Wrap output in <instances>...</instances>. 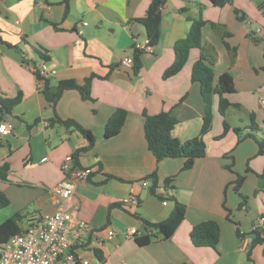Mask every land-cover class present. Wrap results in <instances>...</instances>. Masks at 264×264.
<instances>
[{
	"label": "crops",
	"instance_id": "obj_1",
	"mask_svg": "<svg viewBox=\"0 0 264 264\" xmlns=\"http://www.w3.org/2000/svg\"><path fill=\"white\" fill-rule=\"evenodd\" d=\"M218 1L168 0L159 42L136 74L121 60L146 39L145 26L133 19L144 16L152 0H70L69 6L64 0H0V100L20 98L9 112L0 111V122L14 124L11 133L0 134V168L9 164L0 188L10 199L0 208V225L19 212L25 228L65 207L89 223L91 232L77 252L95 264H264V242L240 248L242 236L255 237L251 226L264 216V0ZM200 15L207 21L202 49L193 48L183 69L165 79L176 43ZM203 53L214 62L216 80L233 75L236 91L225 95L230 106L222 114L215 95L204 157L190 167L185 157L158 161L145 136L144 112L171 111L179 121L171 134L181 141L199 136L205 101L192 70ZM42 63L51 86L63 79L83 84L94 74L92 98L72 88L53 105L35 73ZM119 107L128 110L126 122L107 137L106 123ZM56 116L95 135L75 166L90 174L76 182L68 200L54 186L67 177V157L88 140L73 127L53 124ZM239 176L244 180L237 189ZM177 202L186 206L185 218L171 238L156 236L154 224L168 219ZM208 220L218 222L219 241L196 246L191 230ZM129 227L139 233L127 237ZM146 234L154 235L152 241L140 245L136 237Z\"/></svg>",
	"mask_w": 264,
	"mask_h": 264
},
{
	"label": "trees",
	"instance_id": "obj_2",
	"mask_svg": "<svg viewBox=\"0 0 264 264\" xmlns=\"http://www.w3.org/2000/svg\"><path fill=\"white\" fill-rule=\"evenodd\" d=\"M69 6L70 0H64ZM168 0H152L147 13L139 18H134L133 21L142 23L147 31V36L150 38L151 43L156 45L159 42L161 35V24L163 13L160 7L165 5ZM226 0H219L218 4L223 5ZM206 20L200 15L198 18L193 19L191 28L187 36L179 40L175 45V60L165 70L164 78L168 79L177 75L184 67L189 59L190 52L193 48L203 47V27ZM143 51L134 47V72L138 74L143 68ZM37 78L44 83L43 93L45 97L55 105L65 90L76 88L82 97L91 99L92 80L95 77H88L83 84H79L74 79H63L58 82L56 86H51L50 78L43 76L38 70H35ZM192 80L201 84L202 96L205 101V113L203 117V125L201 134L187 141H181L172 136L171 132L178 124V119L171 111H161L157 114L149 115L146 112L145 122V136L148 142L149 149L153 152L158 161L165 158L185 157L187 162L185 167H190L197 158L204 157L207 154V145L204 140V135L208 133L213 125L214 111L213 101L215 95H219V110L222 114L230 106V101L225 95L234 93L236 91L234 77L231 73H222L216 80V73L214 69V62L210 56L203 53L200 58L194 63L192 70ZM20 100L17 98L2 97L0 100V111L9 112L11 108ZM128 115V110L123 107L117 108L109 117L105 132L107 137H113L121 131ZM53 124H62L67 128L73 127L78 130L88 140L86 146L78 148L73 153L74 166L80 164V156L82 153L91 149L95 144V135L92 131L84 128L80 123L74 119H62L56 116L51 119ZM224 131L229 129V123L224 122ZM9 164L5 163L0 168V177L6 179L8 175ZM151 177L154 178V183H157V172H154ZM244 178L239 176L237 180V189L240 187ZM170 181V180H167ZM10 204V199L6 193L0 188V208L6 207ZM186 206L177 202L176 206L168 219L165 221L154 224L158 230L156 236L163 238H171L175 233L180 222L185 218ZM23 216L21 213H16L13 217L6 220L0 225V244L7 242L12 236L21 233L24 228L20 226V221ZM220 226L216 220H208L196 224L191 230V240L196 246L203 244H210L216 246L220 237ZM261 232L255 234L254 242H264L261 237ZM154 235L146 234L141 237H136L140 245H147L152 241Z\"/></svg>",
	"mask_w": 264,
	"mask_h": 264
},
{
	"label": "built area",
	"instance_id": "obj_3",
	"mask_svg": "<svg viewBox=\"0 0 264 264\" xmlns=\"http://www.w3.org/2000/svg\"><path fill=\"white\" fill-rule=\"evenodd\" d=\"M160 11H165V5L160 7ZM88 24V22H84ZM154 46L150 38L141 43H136L135 47L143 51V55H150L154 52ZM121 64L125 68H134V57L124 56ZM43 76H48V69L45 63L34 68ZM42 86L43 81L39 80ZM264 106V95L261 98ZM14 124L8 121L0 122V134L11 133ZM47 159L46 157L44 160ZM63 170L67 177L59 184L54 186V190L61 195L63 200H68L76 192V182L87 179L90 170H76L73 156H68L63 164ZM149 179L143 180L142 184L147 186ZM155 193L161 195L163 192L158 187ZM124 202L137 203L135 198H126ZM91 228L89 223L81 218L74 216L73 212L65 207L57 211L38 216L29 221L28 225L21 233L12 236L7 242L0 244V264H95L89 258L78 254L77 249L82 247L89 236ZM261 232L264 239V216H260L251 226V233ZM139 229L129 227L125 234L127 237L136 236ZM109 234L114 236L116 232L110 230ZM253 235L242 236L241 249H246L254 243ZM117 264H129L126 260H121Z\"/></svg>",
	"mask_w": 264,
	"mask_h": 264
},
{
	"label": "rangeland",
	"instance_id": "obj_4",
	"mask_svg": "<svg viewBox=\"0 0 264 264\" xmlns=\"http://www.w3.org/2000/svg\"><path fill=\"white\" fill-rule=\"evenodd\" d=\"M24 224H25V222H24Z\"/></svg>",
	"mask_w": 264,
	"mask_h": 264
}]
</instances>
